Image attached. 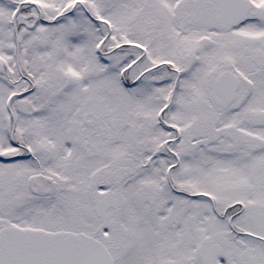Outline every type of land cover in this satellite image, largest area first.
Returning a JSON list of instances; mask_svg holds the SVG:
<instances>
[{
	"label": "snow or ice",
	"instance_id": "6c2138e0",
	"mask_svg": "<svg viewBox=\"0 0 264 264\" xmlns=\"http://www.w3.org/2000/svg\"><path fill=\"white\" fill-rule=\"evenodd\" d=\"M0 264H264V0H0Z\"/></svg>",
	"mask_w": 264,
	"mask_h": 264
}]
</instances>
